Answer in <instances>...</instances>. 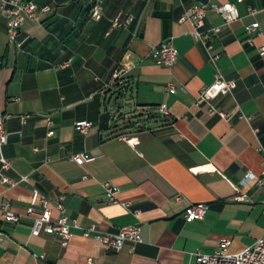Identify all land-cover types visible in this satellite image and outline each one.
I'll return each instance as SVG.
<instances>
[{
    "label": "crops",
    "instance_id": "0c3cea01",
    "mask_svg": "<svg viewBox=\"0 0 264 264\" xmlns=\"http://www.w3.org/2000/svg\"><path fill=\"white\" fill-rule=\"evenodd\" d=\"M20 1L51 10L24 23L19 38L28 40L21 48L9 43L0 12V118L7 133L0 144V208L8 203L21 216L15 223L0 213V264L90 258L93 264H197L194 253L213 254L221 238L230 239V253H239L264 236V187L251 178L264 170V55L258 51L264 0ZM96 1L99 20L90 16ZM200 3H233L240 15L224 24L214 10L207 13L206 27H221L212 42L216 64L191 25L179 21ZM118 16L123 25L113 28ZM256 22L250 44L246 26ZM169 40L179 59L166 67L152 55ZM217 69L236 81L232 94L210 101L229 119L197 103ZM80 120L93 124L86 135L75 128ZM81 154L93 160L80 165L74 157ZM106 182L119 187L118 203H108ZM34 190L53 203L64 199L79 226L67 247L53 234L31 236L26 211ZM193 204L209 208L190 222L185 211ZM52 218H59L56 209ZM93 225L112 234L139 225L142 242L114 251L94 234L83 236Z\"/></svg>",
    "mask_w": 264,
    "mask_h": 264
},
{
    "label": "built area",
    "instance_id": "2783aa9c",
    "mask_svg": "<svg viewBox=\"0 0 264 264\" xmlns=\"http://www.w3.org/2000/svg\"><path fill=\"white\" fill-rule=\"evenodd\" d=\"M241 1V0H240ZM51 9L48 6L39 7L33 2H25L20 0H0V12L5 18L7 23V36L9 43L15 44L16 47L21 48L28 40V37L19 38L20 31L24 23L28 19H36L38 14L49 12ZM209 10H214L223 20L224 24H230L240 19L239 12L233 3L213 4V3H200L195 5L181 15L180 22H188L192 27V35L200 42L208 52L211 61L216 64L219 56L214 54L213 39L220 31V26L206 27L205 20ZM250 13L254 11L249 9ZM102 5L100 1H96L90 8V16L96 20L101 18ZM131 19L128 18L125 23ZM119 16L112 21V27L117 28L122 26ZM260 29L259 23H253L246 26V31L249 35L248 41L252 43V34L258 32ZM260 55H264V44L258 49ZM153 58L156 63L171 67L178 62L179 53L171 40L161 43L153 52ZM123 69H117L114 72L115 81L121 80ZM236 88V81L233 79L225 78L219 69H217L214 82L206 87H203L197 97V103H208L209 111L217 113L223 119H229L230 113L224 111H217L210 101L214 100L220 95H230ZM169 89H174L171 83ZM162 116L170 118L165 105L159 107ZM24 119V118H23ZM50 127L53 126L52 121H48ZM92 122L80 120L75 122V128L82 134L86 135L92 129ZM54 134L53 130L48 132V136ZM7 141V133L4 129L3 118H0V144ZM74 160L82 165L85 162L92 161L93 158L86 155H76ZM3 169H7L10 163L5 159H1ZM252 180H255L256 185L264 187V170L260 177L252 175ZM2 182L14 183L6 177H2ZM16 184V183H14ZM105 196L110 204L118 203V195L120 194L119 187L111 183L103 184ZM244 196L235 197L234 200H243ZM209 206L207 204H193L190 205L185 211V218L187 221L193 222L197 218H202L206 215ZM56 209L59 212V218L53 220L52 210ZM2 218L8 222H19L21 216L9 208V204L5 203L0 208ZM26 216L33 220L31 229V236H38L42 232L53 234L61 239V245L67 247L73 237V228H79L77 223L70 219L67 215V208L64 199L53 203L48 197L41 194L39 191L34 190L31 195L30 205L26 211ZM94 234L95 239L99 241L106 248L114 251H120L126 243L133 246L142 242L141 227L139 225H132L124 227L118 233L98 232L96 226L83 229V236L89 237ZM231 244L230 239L221 238L219 246L213 254H203L200 251L194 253L197 264H264V236L259 238L252 246L244 249L239 253H230L228 248ZM35 257H38L34 255ZM43 258V255L39 256ZM93 259H88L86 264H93Z\"/></svg>",
    "mask_w": 264,
    "mask_h": 264
},
{
    "label": "trees",
    "instance_id": "16d2710c",
    "mask_svg": "<svg viewBox=\"0 0 264 264\" xmlns=\"http://www.w3.org/2000/svg\"><path fill=\"white\" fill-rule=\"evenodd\" d=\"M156 114L158 115V112L155 111V112L153 113V116H157ZM138 128H143V125H139Z\"/></svg>",
    "mask_w": 264,
    "mask_h": 264
}]
</instances>
